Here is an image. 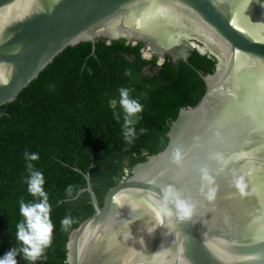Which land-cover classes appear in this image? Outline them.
Listing matches in <instances>:
<instances>
[{
	"label": "water",
	"instance_id": "water-1",
	"mask_svg": "<svg viewBox=\"0 0 264 264\" xmlns=\"http://www.w3.org/2000/svg\"><path fill=\"white\" fill-rule=\"evenodd\" d=\"M264 0H0V107L82 42L213 60L204 92L71 230L66 264H264ZM11 65L9 74L8 66ZM79 194V193H78ZM77 194V195H78ZM76 195V196H77ZM177 201L190 207L178 219Z\"/></svg>",
	"mask_w": 264,
	"mask_h": 264
},
{
	"label": "trees",
	"instance_id": "trees-1",
	"mask_svg": "<svg viewBox=\"0 0 264 264\" xmlns=\"http://www.w3.org/2000/svg\"><path fill=\"white\" fill-rule=\"evenodd\" d=\"M141 48V43L103 39L93 47L88 42L68 47L0 107V255L16 244L18 201L33 199L25 190L24 150L39 154L32 163L44 174L54 225L47 258L36 264H66L69 232L93 212L88 194L80 192L83 175L88 174L101 205L106 191L128 177L134 164L164 149L168 124L178 111L201 98L198 74L211 73L213 60L192 51L185 63L165 57L158 65L154 57L143 59ZM119 87H128L143 104L131 144L121 135L120 106H108L118 99ZM67 185L73 186L71 197L65 194ZM66 215L72 223L61 230L59 221ZM17 264L27 262L18 256Z\"/></svg>",
	"mask_w": 264,
	"mask_h": 264
},
{
	"label": "clouds",
	"instance_id": "clouds-1",
	"mask_svg": "<svg viewBox=\"0 0 264 264\" xmlns=\"http://www.w3.org/2000/svg\"><path fill=\"white\" fill-rule=\"evenodd\" d=\"M261 6H264L262 3ZM12 66H8L9 74ZM125 70V75H129ZM118 99H111L109 107L120 106L123 113V123L121 125V135L126 144H131L135 138V125L140 119L143 111V104L139 98L130 95L128 87L117 89ZM143 95V93H141ZM25 169L27 176L24 177L25 190L33 199L25 201L21 198L18 201V212L21 217L15 224L14 240L16 244L0 255V264H17V257H21L27 264H36L38 260H45L46 250L51 246L53 239L54 225L50 219L51 205L48 193L44 189V174L36 169L32 163L39 158L36 152L24 150ZM72 185H67L64 189L68 197L72 196ZM176 210L178 219H186L190 214V207L182 201H177ZM70 216L60 219L61 230H67L71 225Z\"/></svg>",
	"mask_w": 264,
	"mask_h": 264
},
{
	"label": "flooded vegetation",
	"instance_id": "flooded-vegetation-1",
	"mask_svg": "<svg viewBox=\"0 0 264 264\" xmlns=\"http://www.w3.org/2000/svg\"><path fill=\"white\" fill-rule=\"evenodd\" d=\"M156 62H157V60H156Z\"/></svg>",
	"mask_w": 264,
	"mask_h": 264
}]
</instances>
